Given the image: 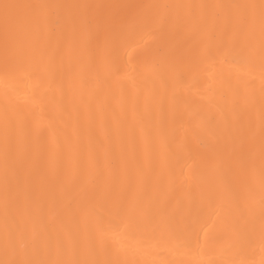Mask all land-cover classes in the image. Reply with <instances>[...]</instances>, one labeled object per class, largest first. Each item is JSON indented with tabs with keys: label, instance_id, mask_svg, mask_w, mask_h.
Segmentation results:
<instances>
[{
	"label": "bare ground",
	"instance_id": "obj_1",
	"mask_svg": "<svg viewBox=\"0 0 264 264\" xmlns=\"http://www.w3.org/2000/svg\"><path fill=\"white\" fill-rule=\"evenodd\" d=\"M262 4L0 0V264H264Z\"/></svg>",
	"mask_w": 264,
	"mask_h": 264
},
{
	"label": "snow or ice",
	"instance_id": "obj_2",
	"mask_svg": "<svg viewBox=\"0 0 264 264\" xmlns=\"http://www.w3.org/2000/svg\"><path fill=\"white\" fill-rule=\"evenodd\" d=\"M5 9H7L9 7V5H4ZM262 8H264V4H262Z\"/></svg>",
	"mask_w": 264,
	"mask_h": 264
}]
</instances>
